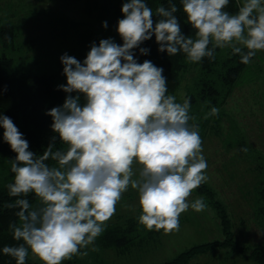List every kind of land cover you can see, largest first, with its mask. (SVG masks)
<instances>
[{"label":"clouds","instance_id":"1","mask_svg":"<svg viewBox=\"0 0 264 264\" xmlns=\"http://www.w3.org/2000/svg\"><path fill=\"white\" fill-rule=\"evenodd\" d=\"M229 3L180 0L187 22L196 29L193 37L182 32L173 0H168L169 7L156 8L161 18L155 25L147 0H125L117 29L122 44L111 37L98 45L93 41L83 62L63 53L67 83L58 87L69 95L63 105L47 112L66 149L57 148L53 136L42 154L34 153L13 119L0 112L3 140L17 153L9 160L14 173L7 185L9 195L34 192L41 201L33 207L25 196L9 204L19 209V223L9 227L24 243L4 245L3 253L16 264H25L29 249L45 264L86 255L80 249L103 232L129 185L138 190V219L148 229L179 231L183 211L206 207L202 196L187 200L208 178L199 124L190 113L191 98L179 102L168 92L164 68L147 59L138 62L134 49L155 34L158 50L169 56L182 51L187 60L199 62L205 56L215 59L218 46L230 45L248 63L256 50H264V0H241L235 13L226 10ZM218 113L213 105L205 118ZM49 158L57 165L47 163ZM134 162L141 165L138 176Z\"/></svg>","mask_w":264,"mask_h":264},{"label":"trees","instance_id":"2","mask_svg":"<svg viewBox=\"0 0 264 264\" xmlns=\"http://www.w3.org/2000/svg\"><path fill=\"white\" fill-rule=\"evenodd\" d=\"M105 1L100 7L101 9L96 8L98 12L94 19L95 23L92 24L90 32H87V37L83 36L81 41L84 42L75 47H64L62 51L56 52V57L53 60L55 64L50 69L38 72L20 66L16 60L26 57L22 56L21 49L18 50L19 57L17 59L5 53L0 54V112L13 119L18 129L25 134V138L29 141L30 150L38 155L42 154L49 143L53 142V136L56 137L54 143L57 148H67L59 135L51 128L53 118L47 112L54 106L63 105L69 95L58 87L59 81L67 78L63 73L64 66L60 60L61 55L67 52L83 62L93 41L98 45L102 38L111 37L118 44L123 43L117 29L118 19L124 16L121 9L125 0ZM173 2L179 9L176 15L180 21L182 32L195 37L196 29L187 22L180 0H173ZM147 3L153 9L152 18L155 25V22L161 18L159 14L155 13L156 8L161 4L169 7L168 0H147ZM239 6V0H230V3L225 7L230 13H235ZM103 21H107V27L103 26ZM18 34V27L12 22L0 24V47L17 50L15 41L18 40ZM139 47H147L150 51L147 54H142ZM158 49L159 45L155 40V34H153L150 39L141 42L134 49V56L140 63L147 59L164 68L163 74L167 78L170 94L176 96L183 79H185V74L191 69L196 71L193 83L194 92H191L189 96L191 98L190 113L196 117L195 123L199 124L202 151L207 160V168L204 171L208 178L193 190L202 195L205 204L210 205L216 211L227 236L224 240L193 246L175 258L160 264H202L201 262L192 263V260L217 248L225 247H230L233 254L251 258L256 264H264V243L251 247L244 246L231 236L233 218L226 202L219 197L217 191L219 186L224 183L222 180H226L225 184L233 188L232 180L235 173L239 176L238 172L242 168L241 178H235L238 182L243 180L238 191L247 202L248 207L251 205L257 210V213H264V154L253 149L242 135L241 140H236V144L246 148L247 152L242 151L241 165L228 174V163L224 160L231 155L225 151L226 147L222 136L224 127L221 126V119L227 115L224 107L228 104V98L234 92L244 72L249 69L255 55L250 58L248 63H244L241 61L240 54L234 53L231 46H218L214 53L215 59L205 56L199 62H192L186 59V54L182 51L169 56L166 51L160 52ZM76 94L75 91L71 93L73 96ZM81 102H84L83 94H81ZM213 105L219 108V113L205 118V114ZM3 132L4 128L0 126V249L4 245L24 243L23 240L18 241L14 238L13 230L9 227L13 222L19 223V217L16 215L18 207H9V204H14L17 198L26 196L33 207L41 205L40 198L34 192L20 194V197L9 195L7 185L14 180L9 160L15 158L17 153L11 149L9 143L3 140ZM46 162L50 165H57V162L51 158ZM141 211L142 207L139 208L137 215L119 218V222L107 225L91 244L101 248H115L120 254H128L138 247L146 246L159 239L164 230L148 229L140 223L138 217ZM237 211L236 214H239L245 210ZM87 246L81 248L80 251H87ZM33 253L29 249L25 264H45L43 260H33L31 257ZM78 255L73 254L75 257ZM0 264H16V260L0 250ZM61 264H79V261L71 259L61 262Z\"/></svg>","mask_w":264,"mask_h":264},{"label":"rangeland","instance_id":"3","mask_svg":"<svg viewBox=\"0 0 264 264\" xmlns=\"http://www.w3.org/2000/svg\"><path fill=\"white\" fill-rule=\"evenodd\" d=\"M104 2L106 1L0 0V24L12 22L18 27L19 33L18 40L15 41L17 50L0 47V54L5 53L17 59L18 50L21 49L22 56L26 57L16 60L20 66L38 72L46 71L55 64L53 60L56 52L62 51L64 47H75L84 42L81 41L83 36L87 37V32H90L92 24L95 23L94 19L98 12L96 8L101 9ZM240 3L241 0H239V5ZM250 64L249 69L244 72L234 92L228 98V104L224 107L227 115L221 119V126L224 127L222 136L225 151L231 155L224 160L228 163V174L241 165L242 151L247 152L246 148L236 144V140H241L242 135L248 141L251 136L263 135L261 130L264 127V51L256 50ZM195 75L194 69L185 74V79L176 94L179 102L194 92ZM62 83L66 84L67 78L59 81V84ZM132 167L135 175L138 176L141 165L134 162ZM242 172L241 168L238 172L239 176L235 173L232 180L233 188L225 184L226 180H222V177L221 180L224 183L217 191L219 197L226 202L233 218L231 236L242 245L251 247L264 243V213H257L251 205L248 207L238 191L243 180L238 182L235 178H241ZM242 191L245 192L243 189ZM201 196L192 190L187 200L192 202ZM139 208L141 205L138 190L129 185L116 203L113 215L104 222L105 227L119 222V218L137 215ZM237 210L245 211L236 214ZM179 219V231H164L159 239L146 246L138 247L128 254H120L115 248H101L89 243L86 255L77 257L72 255L70 259L62 262L77 259L79 264H160L175 258L193 246L224 240L227 237L216 211L210 205H206L200 211L190 206L180 214ZM31 257L33 260H42L35 253ZM196 262L256 264L251 258L233 254L230 247L217 248L205 255L197 256L192 260V263Z\"/></svg>","mask_w":264,"mask_h":264},{"label":"crops","instance_id":"4","mask_svg":"<svg viewBox=\"0 0 264 264\" xmlns=\"http://www.w3.org/2000/svg\"><path fill=\"white\" fill-rule=\"evenodd\" d=\"M257 133H258V128H257ZM261 133L263 135H261L260 137L256 134L255 137L251 136L250 141L248 140L247 141L250 144V146H252L253 149H257L264 154V127L262 128Z\"/></svg>","mask_w":264,"mask_h":264}]
</instances>
